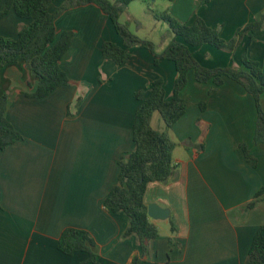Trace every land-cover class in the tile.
Returning a JSON list of instances; mask_svg holds the SVG:
<instances>
[{"label":"crops","instance_id":"0c3cea01","mask_svg":"<svg viewBox=\"0 0 264 264\" xmlns=\"http://www.w3.org/2000/svg\"><path fill=\"white\" fill-rule=\"evenodd\" d=\"M147 1L134 0L128 7ZM150 2L155 13L167 12L180 22L192 24L199 17L225 41L264 14V0ZM62 3L52 0L49 12ZM28 24L11 11L0 18V36L15 40ZM55 28L57 38L72 33L59 62L70 85L35 98L38 81L23 62L0 71L4 116L21 137L0 149V264H84L85 253L58 251L66 228L88 232L101 264H131L139 247L135 237H123L129 219L108 211L104 200L117 183L120 158L134 149L132 126L140 105L135 95L143 91L147 97L151 84L162 79L169 99L174 64L160 60L155 65L140 46L130 48L124 65L105 60L102 44L122 46L123 41L92 5L65 11ZM171 39L167 31L163 45ZM192 52L206 69L240 70L246 55L264 70V29L253 41L243 36L231 54L209 45ZM187 80L181 92L185 113L169 130L173 173L166 184L150 183L144 196L146 206L155 204L170 215L163 221L149 218L159 235L149 242L142 264H244L264 225V144L253 139L254 99L231 80L200 84L192 71ZM260 104L264 109V95Z\"/></svg>","mask_w":264,"mask_h":264},{"label":"trees","instance_id":"16d2710c","mask_svg":"<svg viewBox=\"0 0 264 264\" xmlns=\"http://www.w3.org/2000/svg\"><path fill=\"white\" fill-rule=\"evenodd\" d=\"M133 1L63 0L61 7L50 13L48 8L52 0H0V18L12 11L18 18L29 21L28 25L19 29L15 40L0 36V71L8 64L23 62L38 81L37 89L31 95L35 98H44L60 86L70 85L71 82L60 69L59 62L69 48L72 33L64 32L57 38L55 22L65 11L89 5L95 6L111 21L123 41L122 46L112 42L102 44L101 52L105 60L112 61L117 66L124 65L130 59V48L140 46L154 57L155 65L160 60L174 64L176 77L169 99L166 98L162 79L151 84L147 97L143 98V91L135 95L140 100V105L132 126L134 149L120 158L117 183L111 187L104 200L108 211L123 213L128 217L129 224L123 237H135L139 247V254L133 257L131 264H142L148 256L149 242L159 235L155 225L149 221L144 196L150 183L166 184L173 173L172 153L175 144L169 137V130L186 110L181 92L188 83V72L192 71L195 81L200 84L212 82L221 86L224 79H227L242 86L254 99L257 115L254 143L264 144V109L260 104V98L264 95V70L260 64L243 55L240 70L231 67L210 70L200 66L192 52V49L203 45L234 52L243 36L249 34L250 41H253V35L264 29V14L258 20L238 29L232 39L225 41L199 17L192 24H187L167 12L154 13V19L165 23L173 35L164 51L156 54L152 42L132 34L127 24L119 21ZM6 101L5 95L0 96L1 150L21 138L4 116ZM200 108H204V103H200ZM155 113L160 116L164 126L161 132L151 127ZM241 147L245 150V145ZM253 206L254 202L246 208L251 209ZM170 230L171 233L175 232L173 223ZM57 249L66 256L85 253L87 261L84 264H101L95 251V242L85 230L64 229L58 239ZM244 264H264V225L256 231Z\"/></svg>","mask_w":264,"mask_h":264},{"label":"rangeland","instance_id":"374dc122","mask_svg":"<svg viewBox=\"0 0 264 264\" xmlns=\"http://www.w3.org/2000/svg\"><path fill=\"white\" fill-rule=\"evenodd\" d=\"M152 1V0H150ZM147 1L143 3H132L130 7L126 10L124 14L120 17V23H126L128 26L129 31L136 35L137 37L148 40L152 43H154V51L156 54H161L165 47L163 45V41L166 42V34L168 31V34L173 36L172 33L169 31L168 26L161 22L157 21L153 17V13L156 12V8H152V2ZM160 24L167 30L164 32V30L157 28L155 29L156 25ZM158 26V25H157ZM165 33V34H164ZM163 37L165 39H163ZM178 41H181L180 39H177ZM162 43V44H161ZM169 43V42H168ZM167 45V44H166ZM148 51V50H147ZM218 52H226V51H219ZM231 54L230 52H228ZM223 54V53H222ZM151 127L153 130L161 132L164 128L163 123L160 119V116L155 113L152 118Z\"/></svg>","mask_w":264,"mask_h":264},{"label":"water","instance_id":"95a60500","mask_svg":"<svg viewBox=\"0 0 264 264\" xmlns=\"http://www.w3.org/2000/svg\"><path fill=\"white\" fill-rule=\"evenodd\" d=\"M147 215L152 220L163 221L169 217L170 212L168 209L160 208L159 206H157L155 204H151V205L147 206Z\"/></svg>","mask_w":264,"mask_h":264}]
</instances>
